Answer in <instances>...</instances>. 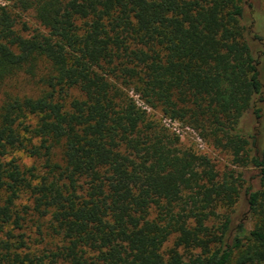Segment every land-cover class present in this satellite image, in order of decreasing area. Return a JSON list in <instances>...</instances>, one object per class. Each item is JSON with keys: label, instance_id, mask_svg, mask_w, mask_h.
<instances>
[{"label": "trees", "instance_id": "1", "mask_svg": "<svg viewBox=\"0 0 264 264\" xmlns=\"http://www.w3.org/2000/svg\"><path fill=\"white\" fill-rule=\"evenodd\" d=\"M9 1L0 92L19 77L36 92L0 100V264H264V147L240 130L264 102L244 0ZM148 109L242 172L221 178ZM243 196L250 229L233 219Z\"/></svg>", "mask_w": 264, "mask_h": 264}, {"label": "rangeland", "instance_id": "2", "mask_svg": "<svg viewBox=\"0 0 264 264\" xmlns=\"http://www.w3.org/2000/svg\"><path fill=\"white\" fill-rule=\"evenodd\" d=\"M2 5H10L9 0H0ZM244 25L248 28L250 35L249 41L251 43L255 57L257 58L259 65V74L261 82L264 86V0H244ZM23 21L28 22L32 29H37L39 24L34 18L33 13L23 15ZM258 39H257V38ZM259 38L261 40H259ZM4 92L15 93L19 95L33 94L36 92V88L33 83L23 77L17 78L15 81L10 82L0 92V100ZM264 98V95H263ZM258 107L261 109V118L256 120L252 113H248L241 121L240 130L252 135L258 149L264 147V102H258ZM151 117L157 121H160L171 133L180 137L181 143L185 147L195 149L199 154L208 157L212 164L215 166L216 171L222 178L224 174L232 171L242 172L233 165V157L231 153L219 147L214 146L212 143L202 139L199 134L192 128L176 121H171L163 116L159 110L148 109ZM21 158L24 164L30 165L32 162L27 157V154L20 152L17 154ZM247 174L245 177H249ZM256 186V181H254ZM244 201V202H243ZM236 212L233 214L234 223L246 224L250 229L252 227V221L248 218L249 210L245 201V196L240 206L236 207ZM226 209H219L218 214L221 218L224 215L230 213Z\"/></svg>", "mask_w": 264, "mask_h": 264}]
</instances>
